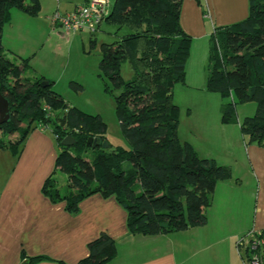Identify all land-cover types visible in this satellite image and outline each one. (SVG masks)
<instances>
[{
    "label": "trees",
    "instance_id": "1",
    "mask_svg": "<svg viewBox=\"0 0 264 264\" xmlns=\"http://www.w3.org/2000/svg\"><path fill=\"white\" fill-rule=\"evenodd\" d=\"M182 4L183 0H115L104 18L118 31L128 30L117 42L102 44L100 61L112 92L118 91L117 115L130 144L125 149L112 144L103 148L107 126L102 117L69 105L52 88L54 81L27 75L29 58L11 56L4 48L3 29L13 9L37 16L40 0H0V93L11 111L10 119L0 124V150L18 157L34 127L50 128L59 149L55 166L66 173L67 181L64 187L50 186L55 177L51 175L43 191L53 201H64L69 211L77 212L80 202L94 193L113 195L127 211L132 234H169L204 225L217 183L232 178L230 166L200 156L178 135L181 110L174 87L186 81L192 44L181 25ZM209 60L206 89L232 98L221 107L222 122L239 121L237 102H255L256 113L245 117L240 128L248 142L264 145V0H249L246 18L215 28ZM126 62L133 71L129 81L122 76ZM69 135L75 142L64 145ZM95 138L100 145L93 147ZM88 248V255L75 264H107L117 256L115 239L106 231ZM44 258L24 255L22 264Z\"/></svg>",
    "mask_w": 264,
    "mask_h": 264
},
{
    "label": "crops",
    "instance_id": "2",
    "mask_svg": "<svg viewBox=\"0 0 264 264\" xmlns=\"http://www.w3.org/2000/svg\"><path fill=\"white\" fill-rule=\"evenodd\" d=\"M60 10L54 3L51 8L41 3L39 15L12 13L13 20L20 18V23L14 27L11 18L3 29L6 51L30 59L33 72L30 70L28 76L51 80L36 60L45 47L44 39L48 42L56 36L62 40L72 34L66 35L52 21V15ZM248 11L249 0H183L181 25L192 36L191 46L200 38L206 45L212 24L236 23L246 18ZM56 54L57 48L47 57L52 60ZM198 83L201 93L208 94L202 76ZM177 88L187 96L195 90L188 80L179 83L174 98ZM206 102L210 100L200 99L197 104L208 106ZM221 107L217 99L214 109L221 112ZM188 113L192 115L191 109ZM240 122L220 121L214 136L203 137L205 123L183 126L180 120V140L191 143L200 156L230 166L233 176L217 183L204 225L159 235L132 234L127 211L113 195L94 193L80 202L77 212L69 211L64 201H53L43 186L57 171L56 137L49 128L34 127L18 157L0 150V264H22L24 255L46 257L33 264H59L58 260L75 264L88 255L89 242L103 231L115 239L117 246V256L107 264H245L236 249L241 237L258 239L257 253L264 258V145L248 142ZM181 125L186 130L183 133ZM194 131L196 135L199 132L202 142L211 139L214 145L200 150L190 138Z\"/></svg>",
    "mask_w": 264,
    "mask_h": 264
},
{
    "label": "rangeland",
    "instance_id": "3",
    "mask_svg": "<svg viewBox=\"0 0 264 264\" xmlns=\"http://www.w3.org/2000/svg\"><path fill=\"white\" fill-rule=\"evenodd\" d=\"M85 2L86 0L41 1L43 5L49 8L53 6V3L56 9L59 5L61 12H63L62 10H65L66 7L71 8L73 5L80 6ZM109 2V6L112 7L115 0H109ZM12 13L13 15L16 13L25 15L24 12L19 9H13ZM11 18L13 20L12 14ZM19 21L20 18H14V27L20 23ZM212 25L210 35L207 37V44H204V41L206 40L203 38L194 40L186 63V81H190L191 84L195 86V90H192L193 92H189L191 95L187 96L186 94H181L177 88L175 93L176 96L174 98L177 104L178 102L181 104L182 110L180 113V120L183 126L188 123L192 125V122L198 124V126H204V123L206 124V130L202 129L201 132L203 137L214 136L217 131H219L217 127L220 121H222V111L220 112V110L217 111L214 109L217 99L219 101V106H222L228 101H232V98H224L218 92H211L207 90L208 94L201 93V87L199 88L198 82L201 79V76L206 82L210 71L209 53L211 35L216 27L226 26ZM127 32L128 30L126 28L118 31L116 26L103 21L94 32L87 29L77 30L62 40H58L56 36H52L51 40L48 42L44 39L43 42H45V47L36 62L39 67L48 72L47 74H49L52 81L56 80V83L53 84L52 88L59 92L69 105L75 106L85 113L100 115L102 117L107 126L106 137L110 144L115 147L130 149V144L121 130L117 115L115 96L118 94V91L112 92L113 86L108 84V81L104 78L100 67L102 44L115 43L119 40L122 34ZM55 48H57V54L54 55L56 57H52L51 60L47 57V54ZM15 60L17 61V59ZM30 70L33 72L31 66L26 70L27 75L31 74ZM122 76L125 81H129L133 78V71L128 62L122 65ZM72 82L80 84L82 88H74ZM192 97H194L196 103L191 102V99H193ZM200 99L210 100V102H206V104L209 103L208 106H201L197 104ZM189 109H191V116L188 115ZM256 110L257 104L255 102L236 103V116L239 121H242L247 116H253L256 113ZM58 114L62 115L63 112L59 111ZM204 118H206L207 121L203 123L202 120ZM183 126L182 133L186 131ZM49 130L51 129L49 128ZM195 132L196 131L190 134V138L200 150H204V148L212 147L214 145L215 142H211V139L208 142L206 140L202 142L199 132H197V135ZM215 148L218 149V147ZM87 155L89 156L90 152L87 153ZM66 181V173L57 168L55 177L49 182V185L64 187L66 185ZM239 239L237 240L236 249L241 255V252L238 249ZM245 241L248 242V239H245ZM242 252L245 253L244 250Z\"/></svg>",
    "mask_w": 264,
    "mask_h": 264
},
{
    "label": "built area",
    "instance_id": "4",
    "mask_svg": "<svg viewBox=\"0 0 264 264\" xmlns=\"http://www.w3.org/2000/svg\"><path fill=\"white\" fill-rule=\"evenodd\" d=\"M109 7L108 0H88L85 4L77 6L73 11L65 13L56 11L52 15V21L66 35L85 29L94 32L109 13ZM44 110L49 112L50 107L45 105ZM258 247L259 241L256 238L248 240V242L245 241V238L238 241V249L246 264H264V258L257 253ZM243 250L245 253L242 252Z\"/></svg>",
    "mask_w": 264,
    "mask_h": 264
},
{
    "label": "water",
    "instance_id": "5",
    "mask_svg": "<svg viewBox=\"0 0 264 264\" xmlns=\"http://www.w3.org/2000/svg\"><path fill=\"white\" fill-rule=\"evenodd\" d=\"M43 83L44 85L48 84L47 81H44ZM10 117H11L10 102L2 93H0V124L6 123L10 119ZM90 141H92V139H90ZM74 142H75V139L71 135L67 136L63 140V144L68 145V146L73 145ZM96 145H100L99 138H95L93 140L92 146L95 147ZM102 147L109 148L110 143L107 140H105L102 142Z\"/></svg>",
    "mask_w": 264,
    "mask_h": 264
}]
</instances>
